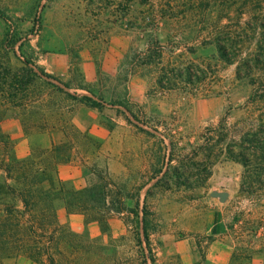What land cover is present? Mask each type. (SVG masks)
<instances>
[{
	"label": "rangeland",
	"instance_id": "rangeland-1",
	"mask_svg": "<svg viewBox=\"0 0 264 264\" xmlns=\"http://www.w3.org/2000/svg\"><path fill=\"white\" fill-rule=\"evenodd\" d=\"M161 1L183 13L144 16L140 0H0L8 18L0 16V38L8 23L16 27L17 56L39 75L21 99L34 102L31 113L0 112V163L12 169L4 179L0 167V213L8 206L21 217L23 203L4 186H22L20 168L60 179L44 180L35 192L46 211L24 212L20 224L3 225L0 217L6 252L33 244L26 219L43 212L45 225L36 232L56 264H210L214 236L200 231L207 210L224 216L233 262L264 250V152L256 148L264 139V29L246 28V21L264 22V9L239 20L235 7H216L215 0L201 10L195 0ZM216 24L250 34L240 50L230 51L231 62L216 44H205ZM154 41L162 58L136 67L138 53ZM256 54L259 61L251 59ZM189 64L204 71H197L203 79L160 85L164 70ZM208 138L214 150L248 146L249 166L212 154L211 174L201 175L209 160L200 146ZM173 146V164L184 174L164 176ZM159 167L163 172L151 178ZM161 176L171 186L155 185ZM0 264L39 263L0 252Z\"/></svg>",
	"mask_w": 264,
	"mask_h": 264
},
{
	"label": "trees",
	"instance_id": "trees-1",
	"mask_svg": "<svg viewBox=\"0 0 264 264\" xmlns=\"http://www.w3.org/2000/svg\"><path fill=\"white\" fill-rule=\"evenodd\" d=\"M105 0H90L92 4L99 5L100 3H103ZM141 5L143 9L141 10V13L145 16L147 12H151L156 17L165 18L171 17V18H177L181 16L183 13L182 10H177L178 8L168 6L166 3H163L161 0H140ZM198 2L199 7H196L197 10H201V6L205 4L206 6H210L211 0H195ZM216 7L221 6L222 8H232L235 7L238 11V17L240 18L244 15L245 12H247L250 9H258L263 10L264 9V0H215L213 2ZM169 7V8H167ZM0 16L4 19H8L5 14L0 12ZM256 22L251 23L250 21H246V28H250L255 32H257V27L262 26L264 29V22L260 20L259 18L255 19ZM7 22V21H6ZM220 26L215 25V27L208 32V40L205 42L207 43H214L217 45L218 50L220 51L222 58L225 59L228 62H231L232 59L230 58V51L241 49L238 46L241 45L242 42H244L246 39L250 38V34L246 32V30L242 29L237 32V34H233L231 30H224L219 28ZM16 31L17 28L12 26L8 23L7 29L4 32L3 36L0 38V107L2 109L0 112L3 114L7 111H10L11 115L17 116L21 114H29L32 111V108L35 106L34 102H21L24 97H26L27 91H29V86L35 85L37 78L39 77L38 73L36 72L35 68L36 66L34 64H31L29 61H21L18 56L17 52L15 50V45L17 43L16 38ZM260 35H264V32H260ZM154 42H150L147 44L146 48L139 52L138 55L140 58H137V62L135 63L136 67H149L154 65L156 62V59H161L164 51L161 49H157ZM190 51L194 52L196 48L190 47ZM257 58H251L255 59L256 61H259V56L256 54ZM21 63V64H20ZM251 60H244L245 66H251ZM249 66V68H250ZM201 70L199 66H195L193 64L187 65L185 68L182 67H175L171 68L170 70L166 69L163 71L162 74H160L158 77V81L162 87H172L175 82L172 81V78H182L186 77L190 82H197L203 77L199 76L197 74V71ZM203 73L204 71L201 70ZM205 75V74H204ZM203 75V76H204ZM171 76V77H170ZM165 81V82H164ZM4 110V111H3ZM9 115V114H8ZM221 135H224V132H220ZM201 151L204 152L206 155L207 160H209V163L206 164V166L202 167L201 175L209 176L211 174L210 166L214 163L212 161L211 157L212 154L214 155L215 159L221 157L222 155H225L227 157H230L234 160H238L244 164L245 167L249 166V163L251 161V158L245 150L248 149V146L244 145L243 143H229L226 146H220L219 149L214 150L213 145L210 142V138L207 139L206 142H204L201 146ZM236 148H239L238 151H235ZM257 152H264V139L263 142H261L258 146H256ZM214 151H217L214 154ZM170 156L167 158L168 166L166 168L165 174H173V175H180L184 174L180 170L179 165L173 164L174 155H175V146L172 147L170 151ZM211 159V161H210ZM163 162L166 161V159L162 160ZM181 161V159H180ZM61 162V161H59ZM166 163V162H165ZM3 163H0V167H4L6 171V175L4 176V179L12 178V169ZM202 164H198L195 168L199 167ZM183 166V165H182ZM46 168L51 169L50 166H46ZM192 172V170H189ZM163 172V168L159 167L155 170L153 173V176L151 178H154V176H159L160 173ZM45 171L44 169L40 170H28L25 167H22L19 169L18 174L16 176L17 181L22 184L21 187L15 188L14 186L10 185L8 182L5 181L4 186L8 189V193H12L15 195L24 205V209L21 213V217H15L16 215L12 214V212L8 209V206L2 210L0 213L1 221H3L4 224L8 223H15L20 224L21 218L24 217V212L28 211H35L36 209H40L42 207V211H46V208L42 204L40 199H37L35 192L41 189V184L44 180L47 181H57L60 182V179L57 177L54 179L52 177H45L44 176ZM189 175V172H186V176ZM161 176L155 185L161 184V182L165 183V187L171 186V179L164 180ZM187 187H192L189 183H186ZM141 186H139L140 188ZM109 194V192H106L103 189L102 196ZM143 212L142 219L145 221L146 218V211L145 208L141 209ZM20 213V212H19ZM18 213V214H19ZM29 213V212H28ZM41 214H35L30 215L29 218L26 219V222H29L31 228L34 230V235L36 236L35 241H33V244L30 246H27L26 248L22 250H17L16 252H6L5 249H3V246L0 245V252L2 254L7 253L8 256H10L12 253H15V255H25L32 259L33 261L39 263V264H56L55 263V257L53 252L50 250L49 245H45L42 243L41 238L43 237V234H40L41 232H36V228L39 229L45 225V218ZM47 220V219H46ZM145 229V239L149 241L150 233L147 229V227H144ZM2 240L0 239V243ZM43 256H46L48 262H43Z\"/></svg>",
	"mask_w": 264,
	"mask_h": 264
},
{
	"label": "crops",
	"instance_id": "crops-1",
	"mask_svg": "<svg viewBox=\"0 0 264 264\" xmlns=\"http://www.w3.org/2000/svg\"><path fill=\"white\" fill-rule=\"evenodd\" d=\"M224 216L219 210H207L204 224L200 231L206 236H214L210 241L206 259L210 264H264V250L251 255L245 260L233 262L232 253L234 246L228 243V237L224 235Z\"/></svg>",
	"mask_w": 264,
	"mask_h": 264
},
{
	"label": "water",
	"instance_id": "water-1",
	"mask_svg": "<svg viewBox=\"0 0 264 264\" xmlns=\"http://www.w3.org/2000/svg\"><path fill=\"white\" fill-rule=\"evenodd\" d=\"M218 195H220L222 198L226 197V193H219Z\"/></svg>",
	"mask_w": 264,
	"mask_h": 264
}]
</instances>
